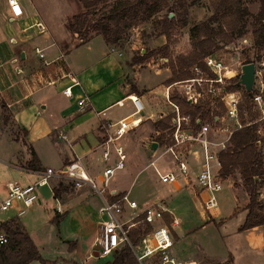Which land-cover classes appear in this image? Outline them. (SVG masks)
Wrapping results in <instances>:
<instances>
[{"label": "rangeland", "instance_id": "374dc122", "mask_svg": "<svg viewBox=\"0 0 264 264\" xmlns=\"http://www.w3.org/2000/svg\"><path fill=\"white\" fill-rule=\"evenodd\" d=\"M171 1L172 4L176 3V0ZM243 1L252 16L258 14L259 0ZM7 2L8 0H0V50L2 53H13L14 47H16L11 43V33L23 34L24 29L40 21L53 34V41L56 45H59L60 42L64 45L66 42L70 48L77 45L75 38L68 31V23L75 15L85 12L78 0H20L25 16L15 23L9 20ZM32 3L36 8V15L31 9ZM185 8L187 9L186 25L178 19L169 38L157 35L158 18L161 19L168 14L169 18L171 14L174 15L170 19L177 17L176 14L165 10L159 14L158 18H152L144 25L131 29L122 42L113 45L123 54V61L126 63L129 73L126 82L129 83L130 89H135L137 95L143 96L141 99L145 111L142 125H146V128H143L145 131L141 133L142 127H140L137 135L145 133L144 135L150 140L157 139L154 124L161 120L159 114H170L172 111V107L166 100L167 81L172 77L170 61L171 59L175 60L180 55L189 54L191 51L190 29L207 21L213 14L209 0H186ZM96 14L98 15V13ZM253 27V19L250 18L247 25L248 33L244 37L222 46L221 50L214 53L232 70L237 71L239 76L242 74V67L249 64L247 61H251L263 69L260 65L264 59L259 60L258 56H264V51L259 53L254 46L251 33ZM37 30L36 28L30 29L29 34H36ZM97 41L100 40L94 41L89 47H97V43H99ZM162 47H168L167 56L163 52L141 60L147 53H152ZM84 48L76 51H84L82 50ZM76 51L72 53L73 56ZM117 57L114 55L113 59ZM6 61L11 75L9 82L11 84L18 82V73L15 70L17 65L11 64L9 59ZM113 81L111 88H115L117 82L116 79ZM259 84L264 85V78ZM175 89L176 87L173 88L174 93H178V90ZM3 95L1 98L0 94V160L7 161L13 158L12 164L25 167V153L29 154L28 149L23 145L25 133L12 120V113L8 107L11 94L5 92ZM137 95L132 93L130 96ZM242 107L247 112L245 114L246 123L260 119L261 114L255 110V105L251 110L247 101L244 100ZM124 110V107L115 106L110 114L117 117ZM117 118L120 119V117ZM239 122L241 123L240 119ZM226 124L231 128L237 127L233 120H228ZM138 136L125 140L128 154L127 167L125 170L117 172L116 176L112 178L109 188L119 193H129L130 199L139 205L137 213L151 206L156 200L166 201V207L170 210V214L179 222L177 227L170 225L176 234L174 253L179 260L183 261L189 251H192V255L202 257V264H225L231 259L233 260L232 264H262L259 258L248 254L244 247L242 234L239 232L245 222V214L248 212L247 207L250 203V196L240 174L234 175L232 180L223 181V190L217 194L218 206L215 211L219 212V216L217 219L212 218L207 221L206 216L202 214L203 208L197 193L184 187L177 189L173 185H163L159 182L155 170L149 168V164L154 158V152L151 151L150 147H143V142L140 140L142 137ZM79 149L77 148L76 152H79ZM163 152L164 149L160 148L158 155ZM42 155L47 162L49 155L45 153ZM170 162V156H165L158 162V168L161 171H167L168 167L166 166ZM53 167L57 168L55 165ZM99 170H102V166L99 167ZM195 174H192L194 184L197 183ZM35 180L34 174L26 173L10 164H0V187H5L8 183L30 185ZM59 183H64L70 187L71 192H76L77 186L73 181L53 178L48 186L39 189L40 202L38 204L29 209L21 207L20 216L14 210L0 214V221L6 222L17 216L27 221L29 233L47 264H73V262L105 264L112 261L113 257L102 259L93 256V243L100 236L101 222L106 219L100 214L102 200L99 195L90 188L84 187L80 191V196L75 197L70 204H63L56 201L52 195V188ZM97 183L100 185L99 181ZM70 194L65 197L68 199ZM4 197L5 192L0 189V200ZM260 200L264 204V186L260 189ZM59 206L62 208L60 212L57 211ZM57 213H67L60 224L53 222ZM131 214L132 212L129 211L127 216L129 217ZM230 262H226V264H230ZM32 264L42 263L33 262Z\"/></svg>", "mask_w": 264, "mask_h": 264}, {"label": "built area", "instance_id": "2783aa9c", "mask_svg": "<svg viewBox=\"0 0 264 264\" xmlns=\"http://www.w3.org/2000/svg\"><path fill=\"white\" fill-rule=\"evenodd\" d=\"M7 3L10 17L13 20H19L25 16L20 0H8ZM33 26L38 29L40 34L48 31L42 21ZM36 53L41 59L44 58L41 49L37 48ZM204 62L214 77H210L201 68L194 67L192 69L193 79L177 82L166 88V100L172 107L170 114L174 115V118L169 130L163 133H155L156 137L165 135L166 143L162 146L159 145L157 151L153 153L154 158L150 162L149 168L155 170L161 184L174 185L180 188L193 186L192 174L197 171L195 187L200 191L199 196L206 212V220L210 221L215 218L213 213L218 206L217 194L223 190L224 179L220 174L222 163L219 155L229 147L233 133L243 127L239 122V111L240 106L246 100V90L242 86L244 89L228 91L229 82L236 79L239 73L218 59L215 54L208 56ZM260 66L263 69L256 65L252 103L255 105V110L260 112L261 117L257 121L248 123V125H259L260 140L257 147L264 155V85L259 84L264 78V62ZM66 77L71 79L72 86L65 89L63 94L71 97L72 88L79 85V82L72 74H67ZM175 87L178 94L186 97L190 104L196 105L200 101H209L215 109L222 105L225 109L224 114L221 117L214 116L213 123L205 121L199 129H194L197 117L192 112H182L180 107L171 100V94L174 93L173 88ZM128 98L132 101L135 112L116 123L110 122L108 124V129H113V131L108 132L98 147L101 152L103 169L97 179L89 174L80 159L59 171L48 168L45 172L37 174L39 179L33 184H6L5 197L0 200V214L11 210L20 211L21 207L29 209L38 204L40 202L39 189L48 186L53 178L73 181L77 187L87 185L102 200L100 214L106 219L100 224L101 232L96 240L99 247L98 258L113 257L124 245H129L138 264H193L179 260L174 253L173 228L166 223L165 214L168 211L162 202L156 201L137 213L139 205L130 199L129 193H119L109 188L110 182L117 172L123 171L127 167L128 154L125 140L135 137L144 122L142 113L145 111V106L142 99L138 96H129ZM79 104L83 112L89 106L87 98L81 100ZM118 104L122 106V102ZM104 114V112L98 113V116H104ZM170 114L160 113L159 117L162 119ZM228 120L236 122L237 127H229L226 124ZM198 122L200 123L199 120ZM62 138L66 139V136H62ZM160 148L164 149V152L158 155ZM168 155L171 158V162L166 166L168 170L161 171L158 168V162ZM98 181L100 185H98ZM129 211L132 214L128 217ZM141 217H144L143 220L140 219ZM0 223L2 222L0 221ZM139 225H144L149 229V232L143 235L139 244L133 245L129 233ZM178 225V220L174 219L172 226L177 227ZM8 242L7 234L0 231V245H7Z\"/></svg>", "mask_w": 264, "mask_h": 264}, {"label": "crops", "instance_id": "0c3cea01", "mask_svg": "<svg viewBox=\"0 0 264 264\" xmlns=\"http://www.w3.org/2000/svg\"><path fill=\"white\" fill-rule=\"evenodd\" d=\"M30 6L36 15L34 4L32 3ZM9 20L12 23L18 22L10 17V13ZM36 23L24 29L23 34L11 33V43L16 45L13 53L4 54L0 50V94L1 98H3L5 92L11 94V101L8 103V107L12 113V120L19 129L27 132L25 140L33 147L45 170L36 172L27 170L25 167H18L11 163L13 158L7 161L0 160V164H10L26 173L34 174L36 176L35 182H37L39 179L38 173L45 172L48 168L59 171L80 159L89 174L97 179L101 173L99 167L102 166L103 169L101 152L98 147L108 132L113 131V129H108V124L110 122L116 123L135 112L134 105L128 97L132 93L136 95L137 93L132 92L133 90L130 89L129 83L126 82L129 73L126 63L123 61V54L113 46L115 44H107L100 35H95L90 41L82 44L78 36L70 33L69 30L77 45L74 48H70L66 42L65 45L62 42L56 45L53 41V34L49 30L44 34H40L38 31L36 34H29V30L33 29V25ZM96 40H100L97 41L99 42L97 47H89ZM82 46L88 47L84 48ZM37 48L41 49L43 54H45L43 59L36 53ZM81 48H84L82 49L84 51H76ZM74 51H76V54L73 56L72 53ZM114 55L118 57L113 59ZM7 59L11 61V64L17 65L15 70L18 73V82L16 83L11 84L9 82L11 75ZM95 67L96 69H94ZM67 74H72L79 82V85L72 88L71 97L63 94L65 89L72 86L71 79L66 77ZM114 79L117 82L115 83V88H111ZM137 96L140 97L139 95ZM85 98H87L89 106L88 110L83 112L79 103ZM119 102H122V106H119ZM115 106L125 108L117 116L120 119L110 114ZM102 112L105 113L104 116H98V113ZM141 127L142 133L145 131L143 128H146V125ZM137 134L135 137L138 136ZM144 134L139 135L143 138H140L141 142H143L142 146L149 148L156 140H150ZM62 136H66V139H63ZM77 148H80L79 152H76ZM42 153L49 155L47 162L44 160ZM25 154V162L27 163L31 156L28 153ZM54 165L57 167L56 169L53 167ZM232 178L233 176L224 180L228 181L232 180ZM192 185L184 188L197 193V197L201 201L199 189L195 187L196 184L193 183ZM84 187L89 188L87 185L77 187L75 188V193H63V198L61 197L60 200L56 201L70 204L75 197L80 196V191ZM175 187L177 189L180 188L178 186ZM0 189L5 192L4 186H1ZM68 194L70 195L67 199L65 196ZM156 201L162 202L166 207L165 200ZM166 209L170 214L168 207ZM59 210L62 211L61 206L58 207L57 211L59 212ZM14 211L18 215L21 214L19 210ZM215 211L213 214L215 219H217L219 212ZM202 214L206 216L204 209ZM245 215L247 216V213ZM19 216L12 219L19 220L31 237L27 221L22 220ZM174 219L176 218L174 217ZM241 234L248 254L256 256L264 264V226L242 231ZM173 236L174 238L176 236L174 232ZM93 244V249H95V246H97L96 240ZM192 253V251H189L183 261L202 264V257L200 255H192ZM226 262L232 264L233 260ZM73 264L79 263L73 262Z\"/></svg>", "mask_w": 264, "mask_h": 264}, {"label": "trees", "instance_id": "16d2710c", "mask_svg": "<svg viewBox=\"0 0 264 264\" xmlns=\"http://www.w3.org/2000/svg\"><path fill=\"white\" fill-rule=\"evenodd\" d=\"M85 12L75 15L68 23V30L78 36L82 44L90 41L95 35L103 37L107 44H117L124 40L126 34L133 28L144 25L152 18H158L159 14L167 10L176 14L174 19L166 17L158 18V36L170 37L171 31L175 28L178 19L183 21L187 15L185 8L186 0H176L172 4L171 0H78ZM260 9L257 15L252 16L249 9L245 7L243 0H209L212 16L204 22L193 26L190 31L191 51L188 55H180L175 60L171 59L170 68L172 77L167 81V87L194 78L192 69L199 67L210 77L214 74L210 72L204 60L222 49V46L231 44L234 40L244 37L247 32V25L250 18L253 19L254 27L252 37L255 48L259 53L264 51V0H259ZM172 4V5H171ZM95 13H98V15ZM93 34H95L93 36ZM168 47H162L148 56L165 53L167 56ZM247 52V50H245ZM259 60L264 56H258ZM251 63V61H247ZM240 76L229 82L228 91L244 89L239 85ZM245 90V89H244ZM132 92H136L133 89ZM246 101L253 108L252 97L245 91ZM171 100L176 103L182 112H192L197 121L194 129H199L205 122H214L213 117H221L225 109L222 105L215 109L209 101H200L198 104H190V101L178 93L171 94ZM247 112L240 106L239 119L242 128L236 130L230 140L229 147L222 151L219 158L222 163L221 177L227 179L236 174H240L250 196V203L247 207V216L244 224L239 229L241 232L264 226V204L260 200V189L264 186V156L258 149L257 143L260 140L258 135V124L246 123L245 114ZM174 115L170 114L154 124L157 132H165L172 127ZM200 121V123L198 122ZM25 137L27 136V132ZM17 141V140H16ZM19 142V141H18ZM156 142L162 146L166 143V136L160 135ZM23 145L28 149L31 156L25 164V168L30 171H44L37 153L25 140ZM71 188L73 186L71 185ZM70 187L59 183L53 188V197L60 200L63 193H70ZM67 213H57L53 222L60 224V221ZM144 217L140 219L143 220ZM166 223L170 226L173 218L169 213L165 214ZM0 231L7 234L9 242L7 245H0V264H32L40 262L47 264L41 252L30 235L17 219L0 223ZM149 229L144 225H139L129 233L130 241L137 245L144 234ZM105 264H138V261L129 247L124 245L113 256L112 261Z\"/></svg>", "mask_w": 264, "mask_h": 264}, {"label": "water", "instance_id": "95a60500", "mask_svg": "<svg viewBox=\"0 0 264 264\" xmlns=\"http://www.w3.org/2000/svg\"><path fill=\"white\" fill-rule=\"evenodd\" d=\"M174 15L171 14L170 18H172ZM256 80V65L255 63H249L242 67V74L240 75L239 85L243 86L246 90V92L252 97L254 92V84ZM142 116H144V113H142ZM159 144L157 142H153L150 146V149L153 152H156L158 149ZM98 251L99 247L96 246L94 249L93 256L98 257Z\"/></svg>", "mask_w": 264, "mask_h": 264}, {"label": "bare ground", "instance_id": "6f19581e", "mask_svg": "<svg viewBox=\"0 0 264 264\" xmlns=\"http://www.w3.org/2000/svg\"><path fill=\"white\" fill-rule=\"evenodd\" d=\"M132 97H134V96H132Z\"/></svg>", "mask_w": 264, "mask_h": 264}]
</instances>
